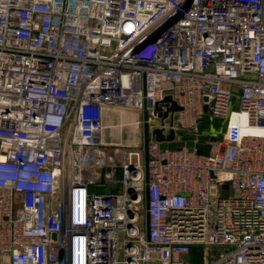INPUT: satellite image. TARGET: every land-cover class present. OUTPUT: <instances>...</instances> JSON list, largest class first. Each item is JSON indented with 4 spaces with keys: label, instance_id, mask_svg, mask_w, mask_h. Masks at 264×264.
Segmentation results:
<instances>
[{
    "label": "built area",
    "instance_id": "2783aa9c",
    "mask_svg": "<svg viewBox=\"0 0 264 264\" xmlns=\"http://www.w3.org/2000/svg\"><path fill=\"white\" fill-rule=\"evenodd\" d=\"M122 109L209 150L106 146ZM0 264H264V0H0Z\"/></svg>",
    "mask_w": 264,
    "mask_h": 264
},
{
    "label": "crops",
    "instance_id": "0c3cea01",
    "mask_svg": "<svg viewBox=\"0 0 264 264\" xmlns=\"http://www.w3.org/2000/svg\"><path fill=\"white\" fill-rule=\"evenodd\" d=\"M143 113L128 109L104 110L102 113V140L107 145H119L122 150L142 151V162L144 161V126L137 124L142 121ZM128 129L125 133L124 130ZM107 151H112V147H106ZM97 181H105L111 191L120 190L121 170H102L96 172ZM94 189V188H93ZM95 190V189H94ZM101 190H99L100 192Z\"/></svg>",
    "mask_w": 264,
    "mask_h": 264
},
{
    "label": "water",
    "instance_id": "95a60500",
    "mask_svg": "<svg viewBox=\"0 0 264 264\" xmlns=\"http://www.w3.org/2000/svg\"><path fill=\"white\" fill-rule=\"evenodd\" d=\"M164 102L171 104L170 106L171 112L180 110V108L176 104L171 103L169 97H166L164 99ZM144 119H146V114L144 115ZM143 126H144V142H143L144 162H146L147 160L146 147L150 139H154L156 142H158L159 147L162 150L175 149V148H181V147H186L189 149L195 148L198 154H203V155H206L207 151L209 150L208 145H203L199 143L194 144L193 141H186V142L176 141L175 133L172 129H170L168 133L166 134L164 133L162 129H159V128H155L151 130L147 123H144ZM106 192L109 193V188H107Z\"/></svg>",
    "mask_w": 264,
    "mask_h": 264
},
{
    "label": "rangeland",
    "instance_id": "374dc122",
    "mask_svg": "<svg viewBox=\"0 0 264 264\" xmlns=\"http://www.w3.org/2000/svg\"><path fill=\"white\" fill-rule=\"evenodd\" d=\"M156 109L158 110L159 107L156 106ZM232 109H233V110H236V109H237V105L235 104V105L232 107ZM205 118L208 119L209 121H211V122H212V126H214V127H215L216 125H218V124H221V125H222V123L224 124L223 121L218 120V119H213V118H211L209 115H205ZM202 122H203V121H202ZM224 130H225V128H224V126H223V129H222L221 132H218L217 130H215V132H214V131H207V130H204L203 133L205 134L207 140H208V139H212V138H213V139H220V138L222 137V135L224 134ZM124 132L127 133V132H128V129H125ZM63 135H64V133H62V136H63ZM193 260H194L195 263H198V262H200V257H199L198 255H193Z\"/></svg>",
    "mask_w": 264,
    "mask_h": 264
},
{
    "label": "trees",
    "instance_id": "16d2710c",
    "mask_svg": "<svg viewBox=\"0 0 264 264\" xmlns=\"http://www.w3.org/2000/svg\"><path fill=\"white\" fill-rule=\"evenodd\" d=\"M223 126H224V124L222 123V125L218 124L214 127V126H212V122L204 117L203 122L201 123L200 129L202 132L204 130L214 131V132H215V130H217L218 132H221L223 129ZM224 128H225V126H224ZM203 139L206 140V136H204Z\"/></svg>",
    "mask_w": 264,
    "mask_h": 264
},
{
    "label": "bare ground",
    "instance_id": "6f19581e",
    "mask_svg": "<svg viewBox=\"0 0 264 264\" xmlns=\"http://www.w3.org/2000/svg\"><path fill=\"white\" fill-rule=\"evenodd\" d=\"M241 132L242 133H252V134H255V135H262L263 134V132L260 131V130H247V129H244V128L241 129Z\"/></svg>",
    "mask_w": 264,
    "mask_h": 264
}]
</instances>
